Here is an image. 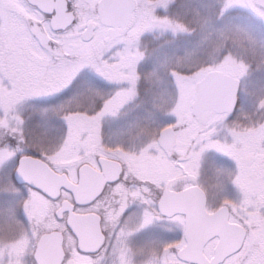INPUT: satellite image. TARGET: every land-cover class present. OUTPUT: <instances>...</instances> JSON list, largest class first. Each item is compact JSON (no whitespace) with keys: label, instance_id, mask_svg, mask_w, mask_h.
<instances>
[{"label":"snow or ice","instance_id":"snow-or-ice-1","mask_svg":"<svg viewBox=\"0 0 264 264\" xmlns=\"http://www.w3.org/2000/svg\"><path fill=\"white\" fill-rule=\"evenodd\" d=\"M0 264H264V0H0Z\"/></svg>","mask_w":264,"mask_h":264}]
</instances>
